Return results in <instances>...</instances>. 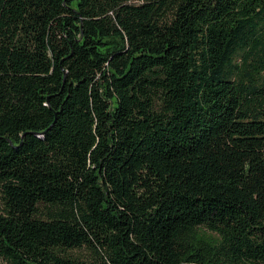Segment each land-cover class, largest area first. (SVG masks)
I'll return each instance as SVG.
<instances>
[{
	"label": "trees",
	"instance_id": "1",
	"mask_svg": "<svg viewBox=\"0 0 264 264\" xmlns=\"http://www.w3.org/2000/svg\"><path fill=\"white\" fill-rule=\"evenodd\" d=\"M3 264H264V0H0Z\"/></svg>",
	"mask_w": 264,
	"mask_h": 264
},
{
	"label": "rangeland",
	"instance_id": "2",
	"mask_svg": "<svg viewBox=\"0 0 264 264\" xmlns=\"http://www.w3.org/2000/svg\"><path fill=\"white\" fill-rule=\"evenodd\" d=\"M0 264H3V262L0 260Z\"/></svg>",
	"mask_w": 264,
	"mask_h": 264
}]
</instances>
